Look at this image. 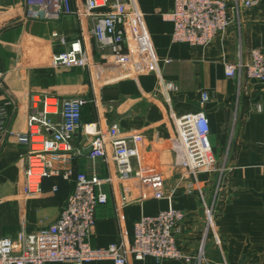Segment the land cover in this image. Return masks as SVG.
Returning <instances> with one entry per match:
<instances>
[{
	"label": "crops",
	"instance_id": "0c3cea01",
	"mask_svg": "<svg viewBox=\"0 0 264 264\" xmlns=\"http://www.w3.org/2000/svg\"><path fill=\"white\" fill-rule=\"evenodd\" d=\"M81 1L72 0L74 5ZM136 2L161 60L162 77L177 85V90L170 92V103L158 92L155 73L130 77L113 64L109 51L100 50L86 33L91 23L82 25L74 15L52 21L29 19L24 16L25 0H0V110L5 115V129H0V237H16L22 229L36 232L52 223L74 187V179L49 177L40 191L26 193V161L21 156L24 145L6 129L27 130L34 95L84 97L90 102L83 109L82 121L97 122L103 128L118 123L122 133L133 138L138 150L136 166L147 175L161 174L163 192L172 197L175 207L185 211L177 234L184 254L196 258L203 246L207 264H264V82L248 78L245 72L236 78L225 74V63L247 60L251 49L264 46V0L243 9L239 19L206 47L172 41L173 25L164 14L172 11L174 0ZM54 32L66 37L68 43L82 38L92 66L53 65L52 55L68 48ZM203 91L210 99L201 103ZM199 110L209 117L215 151L226 148L229 155L219 167L227 171L213 228L219 243L205 240L207 217L199 188L204 186L207 191L209 178L198 176V186L187 169L174 165L171 139L176 135V124L172 111L180 116ZM91 138L82 129L74 134L71 164L75 172L103 178L115 175L114 163L108 164L101 157L92 159L84 152ZM104 190L109 200L96 209L90 239L93 246L132 241L134 225L142 215L156 214L169 205L167 199L153 197L137 179L127 183L116 178L105 184ZM84 264L114 263L92 260ZM130 264L194 262L165 259L160 263L147 257L131 259Z\"/></svg>",
	"mask_w": 264,
	"mask_h": 264
},
{
	"label": "built area",
	"instance_id": "2783aa9c",
	"mask_svg": "<svg viewBox=\"0 0 264 264\" xmlns=\"http://www.w3.org/2000/svg\"><path fill=\"white\" fill-rule=\"evenodd\" d=\"M261 0H174L173 9L164 18L173 25L172 41L192 46L206 47L215 37L225 33L240 12L260 4ZM74 15L82 25L91 23L86 33L92 36L100 50H108L113 64L122 67L130 77L153 72L159 77L158 92L171 102L170 92L177 90L174 82L163 79L158 57L144 13L136 0H25V17L41 21L59 20ZM64 44L66 37L53 33ZM85 37V36H84ZM52 64L63 67L90 68L92 61L82 38L68 43V48L52 55ZM170 62V59H166ZM264 82V46L251 49L247 60L225 63L229 78L240 77ZM3 74L0 71V87ZM210 99L202 92L201 103ZM90 99L72 97L60 99L49 95L32 97L33 111L27 118V130L6 129L17 137L24 147L22 158L26 161L25 191L41 190L45 178L74 179L59 216L36 232L22 229L16 237H0V264H49L69 262L84 264L92 260H111L114 264H130L131 259L153 257L158 262L165 259H184L200 264L201 253L195 258L184 254L178 247L177 234L185 219L184 210L173 205L172 197L163 192L161 174H144L135 164L138 150L132 137L125 136L118 123L108 128L97 122L82 121L84 107ZM259 110L262 109L258 106ZM60 116L55 120L53 116ZM0 110V129L4 130V117ZM176 135L171 139L175 153L174 165L187 169L198 185L201 171H223L217 167V158L210 141V121L204 110L176 115ZM82 129L91 138L92 159L103 158L116 165V173L107 177L97 174L76 173L71 164L74 154L72 139ZM129 182L140 180L157 199H167V208L153 215H142L134 225L132 241L122 239L106 247L93 246L90 239L96 225L98 205L107 203L104 185L114 179ZM199 186V185H198ZM56 188V187H55ZM221 188V187H219ZM199 192L208 223L214 228L213 207L207 205L203 190ZM219 243V240L216 239ZM203 246L201 247V250ZM200 250V251H201ZM197 259L201 260L196 263ZM224 264H227L224 261Z\"/></svg>",
	"mask_w": 264,
	"mask_h": 264
},
{
	"label": "rangeland",
	"instance_id": "374dc122",
	"mask_svg": "<svg viewBox=\"0 0 264 264\" xmlns=\"http://www.w3.org/2000/svg\"><path fill=\"white\" fill-rule=\"evenodd\" d=\"M210 137V141L213 145V142H212V138L211 136ZM215 151V149H214ZM215 154H216V158H217V167H220V164L227 161L228 159V150L226 148H222L219 152H216L215 151ZM226 170H223V171H215V172H210V171H201L198 176L199 177H204V178H209V183H210V186L207 188V191L204 189V186L203 187V190H204V195H205V199H206V202H207V205L209 206V208L213 207V218H214V224H216L217 222V217H218V210L220 209L219 204L220 203V192H221V187L222 186V183L224 181V178L226 176ZM213 183V184H212ZM202 201V200H201ZM202 203V202H201ZM202 210H204L205 212V208H204V203H202ZM206 215V213H205ZM207 239H213L215 242L216 241V237L213 233V227L210 225V223H208L207 221V224H206V230H205V240ZM199 253H201V257H203V260H199L197 259L196 263L201 261L200 264H207L205 263L204 261V256H205V250L202 249ZM198 253V255H199ZM211 264V263H209Z\"/></svg>",
	"mask_w": 264,
	"mask_h": 264
},
{
	"label": "water",
	"instance_id": "95a60500",
	"mask_svg": "<svg viewBox=\"0 0 264 264\" xmlns=\"http://www.w3.org/2000/svg\"><path fill=\"white\" fill-rule=\"evenodd\" d=\"M92 151V146L90 145L86 151H84L86 154H89Z\"/></svg>",
	"mask_w": 264,
	"mask_h": 264
}]
</instances>
